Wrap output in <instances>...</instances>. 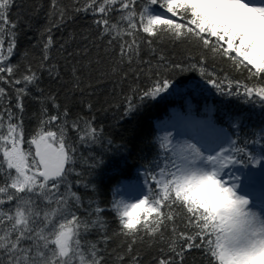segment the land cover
<instances>
[{
    "label": "snow or ice",
    "instance_id": "snow-or-ice-1",
    "mask_svg": "<svg viewBox=\"0 0 264 264\" xmlns=\"http://www.w3.org/2000/svg\"><path fill=\"white\" fill-rule=\"evenodd\" d=\"M42 8L36 5L28 18ZM26 12L18 0H0V264H143L141 249L148 250L149 264H186L194 250L202 264H264V127L242 141L210 122L163 129L152 137L156 154L144 167L142 194L134 202L116 198V186L102 207L97 199L85 201L74 185L97 192L76 170L77 151L104 143L103 128L95 115L61 109L56 94L45 95L39 86L44 72L60 77L50 63L53 30L83 13L96 34L91 43H104L101 78L134 81L123 96L124 117L178 92L173 77L185 72H197L220 95L264 110V0H49L40 43L32 45L40 48L36 68L27 62L28 51L13 62L21 25L31 27ZM164 42L188 45V55L176 62L160 47ZM60 48L66 59L81 54ZM209 60L230 62L253 83L235 81L233 89L229 80L225 90L227 76L208 71ZM95 63L102 64L99 53ZM71 77L83 92L80 69L73 66ZM33 88L41 107L26 138L24 98ZM86 107L90 112L92 105ZM241 120L235 115L230 127L238 129ZM90 159L89 170L103 164ZM105 211L117 223L111 233ZM112 241L119 243L109 251Z\"/></svg>",
    "mask_w": 264,
    "mask_h": 264
},
{
    "label": "trees",
    "instance_id": "trees-1",
    "mask_svg": "<svg viewBox=\"0 0 264 264\" xmlns=\"http://www.w3.org/2000/svg\"><path fill=\"white\" fill-rule=\"evenodd\" d=\"M19 2H22L24 8L27 9L25 19L31 27L21 25L17 55L13 57V62L19 60V53L28 51L30 55L27 62L32 63V66L36 68L40 48H33L32 45L40 43L39 32L46 23L45 13L48 10L49 0H18ZM62 2L69 3L70 0H62ZM39 4L43 5L39 15H34L29 19L28 13L33 12ZM12 11V19H15L17 9L14 7ZM90 24L91 18L81 13L62 28L53 30L54 45L51 50L50 63L57 65L60 77L53 78L44 72L39 85L45 95L56 94L61 109L67 106L73 115L77 113L89 117L95 115L96 126L103 128L104 143L90 147L78 146L76 170L83 173L81 179L85 182L90 181L97 185L96 193H93L91 189H84L83 186L76 189L74 185V190L79 191L85 201L94 198L100 202L102 207H107L108 202L113 198L114 187L120 186L123 181L137 182L140 180L145 165L152 161L156 154L151 142L152 137L163 129H169L172 126L170 124L178 120H184L189 125L192 121L210 122L216 129L223 128L233 134V138L239 136L241 141L253 139L260 128L264 127V110L259 105L246 104L242 98L235 96L220 95L216 89L201 79L197 72L176 74L173 79L175 88L179 89L178 92L165 94L162 98L148 102L139 113L124 117L123 96L127 94L130 84L134 81H124L121 84L118 77L101 78L100 71L107 63L103 51L104 43L101 41H96V44L91 43L96 34L90 30ZM84 36L88 39H83ZM61 44H65L67 51L73 53L79 51L81 54L66 59V53L60 48ZM85 47L89 49L86 55L83 53ZM160 47L169 58L176 62L184 60L189 52V46L186 44L173 45L164 42ZM192 51L195 52V50ZM98 53L102 61L100 65L95 63ZM69 59L71 63L68 62ZM89 60L93 61L91 68L86 67ZM229 65L228 61L209 60L206 68L214 72L218 79H224L227 76L223 84L225 90L228 88L229 80L233 81V89L236 87L235 81L251 86L253 81L247 79V72H236ZM73 66L80 69L82 79L80 87L83 88V92L72 87L71 69ZM144 83L141 81L142 85ZM35 95L39 93L33 88L32 95L24 98L26 138L31 136L38 125L41 105L33 99ZM89 103L92 105L90 112L86 107ZM235 115L242 116L238 129L230 127V119ZM107 139L112 140L111 146L106 143ZM90 157L102 158L103 164L97 169L89 170L88 164L92 162ZM86 158H88V163H84ZM104 215L108 221L109 233H111L117 228V223L110 211H105ZM91 238L95 239V234ZM118 243V241H112L108 245L109 251L116 248ZM147 251L141 249V255L144 257L143 264H149L151 259L146 254ZM108 264H112L111 259ZM186 264H202L199 252L194 250L189 253Z\"/></svg>",
    "mask_w": 264,
    "mask_h": 264
},
{
    "label": "rangeland",
    "instance_id": "rangeland-1",
    "mask_svg": "<svg viewBox=\"0 0 264 264\" xmlns=\"http://www.w3.org/2000/svg\"><path fill=\"white\" fill-rule=\"evenodd\" d=\"M174 124L177 125L178 122L176 121L174 123H171L170 125H172V128L171 127L169 129L167 128V130H173ZM178 127L179 128H186V127H190V125H189V123L185 122V124L180 125ZM202 131L207 133L208 130L202 129ZM143 180H144V177L142 176L141 180L138 181L137 183H135L134 185H125V187L123 188V190L119 194V198H121V196H122L124 199H126L128 201L134 202L144 191ZM257 204H259V199H257Z\"/></svg>",
    "mask_w": 264,
    "mask_h": 264
}]
</instances>
